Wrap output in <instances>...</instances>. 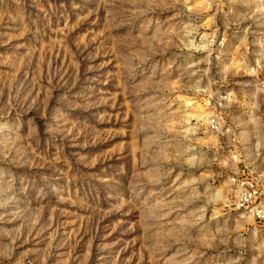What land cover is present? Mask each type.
I'll return each mask as SVG.
<instances>
[{
  "label": "rangeland",
  "instance_id": "rangeland-1",
  "mask_svg": "<svg viewBox=\"0 0 264 264\" xmlns=\"http://www.w3.org/2000/svg\"><path fill=\"white\" fill-rule=\"evenodd\" d=\"M235 175L264 184V0H0V264H264Z\"/></svg>",
  "mask_w": 264,
  "mask_h": 264
},
{
  "label": "built area",
  "instance_id": "built-area-1",
  "mask_svg": "<svg viewBox=\"0 0 264 264\" xmlns=\"http://www.w3.org/2000/svg\"><path fill=\"white\" fill-rule=\"evenodd\" d=\"M208 39L210 41H208ZM207 47L215 45L216 36L209 37ZM261 68L257 66V71ZM228 103V97L220 95L218 99H207L203 102L205 110L210 113H200L196 120L204 125L209 132L215 135H224L230 130H225V123L219 113L223 106ZM233 160L239 162V155L235 154ZM232 207L240 221H252L258 228L264 230V184L243 175H235L228 179Z\"/></svg>",
  "mask_w": 264,
  "mask_h": 264
}]
</instances>
